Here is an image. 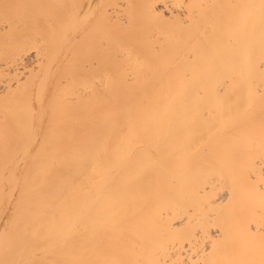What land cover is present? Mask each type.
Segmentation results:
<instances>
[{
    "label": "bare ground",
    "instance_id": "6f19581e",
    "mask_svg": "<svg viewBox=\"0 0 264 264\" xmlns=\"http://www.w3.org/2000/svg\"><path fill=\"white\" fill-rule=\"evenodd\" d=\"M0 264H264V0H0Z\"/></svg>",
    "mask_w": 264,
    "mask_h": 264
}]
</instances>
